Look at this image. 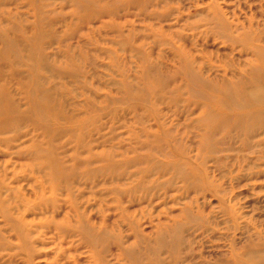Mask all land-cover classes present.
<instances>
[{
    "label": "rangeland",
    "instance_id": "obj_1",
    "mask_svg": "<svg viewBox=\"0 0 264 264\" xmlns=\"http://www.w3.org/2000/svg\"><path fill=\"white\" fill-rule=\"evenodd\" d=\"M0 264H264V0H0Z\"/></svg>",
    "mask_w": 264,
    "mask_h": 264
}]
</instances>
